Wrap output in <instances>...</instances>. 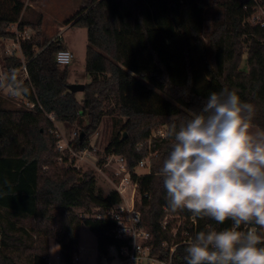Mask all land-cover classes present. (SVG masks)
<instances>
[{
    "label": "trees",
    "instance_id": "trees-1",
    "mask_svg": "<svg viewBox=\"0 0 264 264\" xmlns=\"http://www.w3.org/2000/svg\"><path fill=\"white\" fill-rule=\"evenodd\" d=\"M29 11L22 0H0V38L16 37L12 25L20 32L35 30L21 42L23 59L4 60L7 75L15 70L28 92L19 96L20 106L0 97V264H48L51 240L59 246L61 261L72 264L83 223L97 237L99 263L110 248L126 244L115 238L114 221L94 217L121 203L119 193L106 196L92 172L58 163L55 122L78 127L71 144L83 152L107 118L118 131L106 156L124 157L142 195L148 194L140 211L154 237L152 256L169 261L164 245H177L173 264H187L184 231L194 236L209 226L229 225L167 206L159 169L174 141L166 133L172 124L179 127L198 114L209 93L225 88L254 105L252 127L264 130V27L251 22L264 12V0H92L69 21L87 30L89 43L91 81L81 101L68 89L71 65L56 61L58 52L68 49L64 40L45 36L43 16L32 20ZM245 55L247 71L241 67ZM24 63L28 76L23 78ZM27 101L36 105L34 110ZM162 127L165 135L154 136ZM147 159L150 173L140 175L137 168ZM181 218L184 223L174 235Z\"/></svg>",
    "mask_w": 264,
    "mask_h": 264
},
{
    "label": "clouds",
    "instance_id": "clouds-1",
    "mask_svg": "<svg viewBox=\"0 0 264 264\" xmlns=\"http://www.w3.org/2000/svg\"><path fill=\"white\" fill-rule=\"evenodd\" d=\"M2 83L13 97L28 92L15 70ZM254 116L253 104L225 88L166 133L174 141L159 169L167 206L229 225L198 231L187 264H264V130L252 131Z\"/></svg>",
    "mask_w": 264,
    "mask_h": 264
},
{
    "label": "rangeland",
    "instance_id": "rangeland-1",
    "mask_svg": "<svg viewBox=\"0 0 264 264\" xmlns=\"http://www.w3.org/2000/svg\"><path fill=\"white\" fill-rule=\"evenodd\" d=\"M26 7H29L32 11L28 12L30 19L35 20L36 15L41 14L43 16V33L48 38L55 39L61 37L65 40L66 44L69 46L70 50L74 53V60L71 64V73L69 82L70 84H87L90 83L91 79L86 73V55L87 47L89 46L87 39V30L82 28H73L71 25L73 21L69 23L71 19L87 4L91 3L92 0H22ZM262 11L258 12L260 17L262 16ZM211 23H208V29ZM11 32L16 35L15 38H0V70H4L7 76V72L4 69V60L9 56V51H18V55L23 59L22 54L18 45V34L21 33L18 30L17 25H12L10 28ZM27 32L35 35V30L28 28ZM15 44L16 47L14 46ZM247 56L245 55L242 62V69L247 71ZM23 78L25 77L22 74ZM5 76V77H6ZM4 77V78H5ZM0 81V87H1ZM0 97H5L11 99V103L14 106H20L19 97L13 98L12 95L5 94L0 91ZM78 99L81 101L83 99V92L77 93ZM55 125L59 128L60 141L58 143L57 150L59 152L58 163L64 166H73L82 172H92L94 174L97 187L102 189L104 194L110 195L113 191H116L120 177L118 176V163L116 159H111L105 154V149L110 143L113 135L118 131L115 127L112 119L107 118L101 125L99 131L93 135L90 139L89 150L83 152H77L72 147V142L75 139V133L79 131L77 126L69 127L59 122H55ZM166 127H162V132L164 133ZM159 130L154 132V136H161ZM252 131H259L258 129L252 127ZM127 135V133H125ZM149 166L151 168V161L147 159ZM137 172L140 175L148 174L146 168L138 169ZM83 210H77L78 213H82ZM168 217L166 222H168ZM184 223L183 218L177 219L174 227L172 228V233L175 234L180 225ZM24 226L31 228L33 223L24 222ZM57 243L55 240H51V250L48 255L50 261H55L56 255L59 253V247L57 248ZM78 256L82 261H87L89 264H111L106 260L99 263L98 260V240L96 235L90 230V228L83 223L80 227V250ZM112 264H116L114 261Z\"/></svg>",
    "mask_w": 264,
    "mask_h": 264
},
{
    "label": "built area",
    "instance_id": "built-area-1",
    "mask_svg": "<svg viewBox=\"0 0 264 264\" xmlns=\"http://www.w3.org/2000/svg\"><path fill=\"white\" fill-rule=\"evenodd\" d=\"M263 17L258 14L251 18V22H255L264 27V12L261 13ZM32 37L30 32L24 31L18 34L17 40L19 49L21 52V42L29 40ZM17 44L14 46L16 47ZM18 51H9V56L16 55ZM74 53L70 49L61 50L56 55V61L60 65H71L74 60ZM28 76L27 65L23 64L20 70ZM26 107L30 110H34L36 105L31 102L25 103ZM53 121L55 120L53 115L49 116ZM164 136V133H161ZM77 134L75 133V136ZM111 159H116L118 163V176L120 177L119 185L116 191L121 196V203L105 210L103 213H98L94 217L97 220H111L116 223V228L114 230L115 238L120 241H125L126 244L122 247H112L109 250V254L103 260L109 263L116 264H173L172 255L175 252L177 245L165 244L164 247L168 248L170 251L171 259L169 261H164L152 256L153 251V240L154 237L149 231L146 223L142 219V214L140 211V206L143 205L144 198H148V194L142 195V185L139 179L134 180L132 177V172L128 166L127 160L122 156L112 155ZM109 157V158H110ZM146 168L148 174L150 173V166L148 160L140 162L137 169ZM195 232H197V222L192 219ZM164 228L168 227V222H164ZM259 233L264 236V229H259ZM178 232V231H177ZM177 232L174 234L176 235ZM183 244H188V242L194 237L189 231H184L182 233ZM48 264H64L61 261L59 253L55 257V261H50L48 259ZM72 264H89L87 261H82L78 254L75 256Z\"/></svg>",
    "mask_w": 264,
    "mask_h": 264
},
{
    "label": "water",
    "instance_id": "water-1",
    "mask_svg": "<svg viewBox=\"0 0 264 264\" xmlns=\"http://www.w3.org/2000/svg\"><path fill=\"white\" fill-rule=\"evenodd\" d=\"M68 89L72 93L84 92L85 91V85H83V84H69Z\"/></svg>",
    "mask_w": 264,
    "mask_h": 264
},
{
    "label": "crops",
    "instance_id": "crops-1",
    "mask_svg": "<svg viewBox=\"0 0 264 264\" xmlns=\"http://www.w3.org/2000/svg\"><path fill=\"white\" fill-rule=\"evenodd\" d=\"M64 42H65V40H64ZM65 45H66V48H68V49H70L69 48V46L66 44V42H65ZM6 76V73L4 72V70H0V81H1V87H0V91H2L3 93H5V94H9V90L6 88V87H4L3 86V80H4V77ZM70 83V82H69ZM88 84V83H87ZM86 85V84H85ZM57 128H59L58 127V125H57Z\"/></svg>",
    "mask_w": 264,
    "mask_h": 264
}]
</instances>
